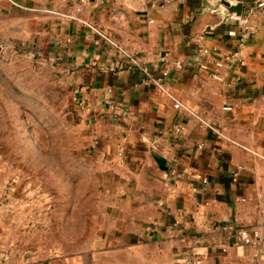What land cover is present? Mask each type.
Returning a JSON list of instances; mask_svg holds the SVG:
<instances>
[{
	"label": "crops",
	"instance_id": "0c3cea01",
	"mask_svg": "<svg viewBox=\"0 0 264 264\" xmlns=\"http://www.w3.org/2000/svg\"><path fill=\"white\" fill-rule=\"evenodd\" d=\"M226 1L243 3L242 16L222 0H0L7 43L68 69L77 116L114 171L109 225L93 246L26 247L0 221V264H264L221 230L250 225L264 236V0ZM244 31L240 58L214 80L202 48L223 59ZM100 32L154 75L167 71L172 93L237 144L175 109Z\"/></svg>",
	"mask_w": 264,
	"mask_h": 264
},
{
	"label": "rangeland",
	"instance_id": "374dc122",
	"mask_svg": "<svg viewBox=\"0 0 264 264\" xmlns=\"http://www.w3.org/2000/svg\"><path fill=\"white\" fill-rule=\"evenodd\" d=\"M0 21V221L26 247L74 253L109 225L114 171L77 116L68 69L7 43Z\"/></svg>",
	"mask_w": 264,
	"mask_h": 264
},
{
	"label": "built area",
	"instance_id": "2783aa9c",
	"mask_svg": "<svg viewBox=\"0 0 264 264\" xmlns=\"http://www.w3.org/2000/svg\"><path fill=\"white\" fill-rule=\"evenodd\" d=\"M157 4L161 6H165L171 3H174L178 0H154ZM100 34L110 42V44L117 47L120 54L127 59L130 60V62L140 68L143 73L145 74L146 79L148 82L153 83L155 86L158 87V89L165 94L167 97H169L173 101V106L175 109L182 111L183 113L194 116L199 121V126L203 130H210L217 134L218 136L229 140L230 142L236 143L233 139L228 137L224 131L221 129L216 128L214 125H212L210 122L202 118L200 115L195 113L189 106L182 103L169 89V87L165 84L164 79L168 76V72L164 71L160 76L154 75L151 71L148 70L147 67H145L131 52H129L127 49L122 48L119 46L116 42H114L110 37L100 32ZM232 34H235V32H232ZM247 38V33L244 31L240 37L238 42V50L233 52L230 55L225 56L223 59H217L215 57H210L211 50L207 47L202 48L203 54L208 56V58L200 63V67L205 70L211 69V76L214 80L218 82H223L224 77L221 73L222 68L224 67L225 63L228 60L231 59H239L240 58V51L239 49L244 46ZM77 100V95H74V101ZM227 110L232 109L230 106L226 107ZM122 113H126L125 109H121ZM174 130L176 134H180L184 130V126L181 122L176 123L174 126ZM204 146V143H201L199 145L200 148ZM259 155V154H258ZM260 157L264 158L263 155H259ZM243 170L242 166H238L237 169L234 172L235 176H238L240 172ZM196 178L200 180L203 184H208L209 179L202 174L196 175ZM222 231L228 232L231 235H234L238 238L240 243H243L245 245L251 246L252 248L256 249L255 257L258 258L259 261L264 262V236L262 235L261 231L253 226L250 225H238L233 223H227L222 225L221 227ZM223 251L226 252V247L223 248Z\"/></svg>",
	"mask_w": 264,
	"mask_h": 264
},
{
	"label": "water",
	"instance_id": "95a60500",
	"mask_svg": "<svg viewBox=\"0 0 264 264\" xmlns=\"http://www.w3.org/2000/svg\"><path fill=\"white\" fill-rule=\"evenodd\" d=\"M221 4L228 10L229 17L233 15L234 17H240L243 14L244 5L243 3L231 4L226 0H222Z\"/></svg>",
	"mask_w": 264,
	"mask_h": 264
}]
</instances>
